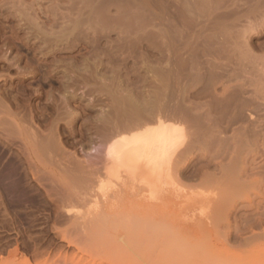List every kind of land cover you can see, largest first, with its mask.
Returning a JSON list of instances; mask_svg holds the SVG:
<instances>
[{
    "label": "rangeland",
    "instance_id": "374dc122",
    "mask_svg": "<svg viewBox=\"0 0 264 264\" xmlns=\"http://www.w3.org/2000/svg\"><path fill=\"white\" fill-rule=\"evenodd\" d=\"M34 1L0 0V264H264V0ZM153 110L184 126L179 183L109 249L70 212L105 136ZM208 194L231 197L213 220Z\"/></svg>",
    "mask_w": 264,
    "mask_h": 264
},
{
    "label": "bare ground",
    "instance_id": "6f19581e",
    "mask_svg": "<svg viewBox=\"0 0 264 264\" xmlns=\"http://www.w3.org/2000/svg\"><path fill=\"white\" fill-rule=\"evenodd\" d=\"M5 1V0H4ZM20 4L24 5V0H18ZM34 1V0H33ZM251 1V0H250ZM27 2V1H26ZM29 2V1H28ZM35 2V1H34ZM169 2V1H168ZM8 3V2H6ZM218 3V2H217ZM32 4V3H30ZM34 4V3H33ZM151 4V3H150ZM21 5V6H22ZM8 6V5H7ZM28 6V5H27ZM33 6V5H32ZM262 6V5H261ZM169 7V6H168ZM16 8V7H15ZM244 8V7H243ZM264 8V7H263ZM14 9V8H13ZM27 11V10H26ZM248 11V10H247ZM249 12V11H248ZM263 12V11H262ZM216 13V12H215ZM222 13V12H221ZM253 13V12H252ZM261 13V12H260ZM27 14V13H26ZM30 16V15H29ZM264 16V15H263ZM68 17V16H67ZM89 17V16H88ZM72 18V17H71ZM92 18V17H91ZM218 18V17H217ZM220 18V17H219ZM39 19V18H38ZM194 19V18H193ZM199 19V18H198ZM202 19V18H201ZM232 19V18H231ZM167 20V19H166ZM228 20V19H227ZM233 21V20H232ZM235 21V20H234ZM217 22V21H216ZM53 23V22H52ZM173 23V22H172ZM215 23V22H214ZM68 24V23H67ZM183 24V23H182ZM231 24V23H230ZM212 25V24H211ZM226 25V24H225ZM66 26V25H65ZM68 26V25H67ZM205 26V25H204ZM215 26V25H214ZM202 27V25H201ZM45 28V27H44ZM66 28V27H65ZM183 28V27H182ZM187 28V27H186ZM255 28V27H254ZM32 29V28H31ZM48 29V28H46ZM45 29V30H46ZM94 30V29H93ZM217 30V29H216ZM219 30V29H218ZM217 30V31H218ZM239 31V29H237ZM236 30V31H237ZM241 30V29H240ZM199 31V30H198ZM209 31V30H208ZM221 31V30H220ZM229 31V30H228ZM72 32V31H70ZM245 33V32H244ZM202 34V33H201ZM206 34V33H205ZM213 34V33H212ZM65 35V34H64ZM245 35V34H244ZM219 36V35H218ZM240 36V35H239ZM242 36V35H241ZM249 36V35H248ZM166 37V36H165ZM45 39V38H44ZM242 39V38H241ZM54 40V39H53ZM200 40V39H199ZM212 40V39H211ZM218 41V40H217ZM225 41V40H224ZM248 41V40H247ZM48 42V41H47ZM205 42V41H204ZM217 43V42H216ZM50 44V43H49ZM237 44V43H236ZM239 44V43H238ZM231 45V44H230ZM207 46V45H206ZM219 46V45H218ZM187 48V47H186ZM224 48V47H223ZM233 48V47H232ZM239 48V47H238ZM241 48V47H240ZM250 48V47H249ZM216 50V49H215ZM240 50V49H239ZM184 51V50H183ZM196 51V50H195ZM211 51V50H210ZM228 51V50H227ZM241 51V50H240ZM219 52V51H218ZM242 52V51H241ZM214 53V52H213ZM252 53V51H251ZM254 53V52H253ZM193 55V54H192ZM197 57V56H196ZM205 58V57H204ZM257 58V57H256ZM230 60V59H229ZM182 61V60H181ZM188 62V61H187ZM189 63V62H188ZM262 64V63H261ZM172 65V64H171ZM221 65V64H219ZM239 65V64H238ZM241 65V64H240ZM254 65V64H253ZM173 67V66H172ZM261 67V66H260ZM264 67V66H263ZM222 68V67H221ZM236 68V67H235ZM238 68V67H237ZM167 69V68H166ZM247 69V68H246ZM204 70V69H203ZM219 70V69H218ZM217 70V71H218ZM188 71V70H187ZM216 71V72H217ZM184 72V71H183ZM209 72V71H208ZM219 73V72H218ZM264 73V72H263ZM177 74V72H176ZM186 74V73H185ZM255 74V73H254ZM210 75V73H209ZM251 75V74H250ZM186 76V75H185ZM233 76V75H232ZM229 76V77H232ZM237 77V76H236ZM239 77V76H238ZM237 77V78H238ZM242 77V76H241ZM245 77V76H244ZM248 77V75H247ZM234 78V77H233ZM264 78V77H263ZM195 79V78H194ZM198 79V78H196ZM227 79V78H226ZM231 79V78H230ZM239 79V78H238ZM229 80V79H228ZM252 81V79H250ZM170 81V80H169ZM199 81V80H198ZM241 81V80H240ZM255 81V80H254ZM179 82V80H178ZM181 82V81H180ZM179 82V83H180ZM188 82V81H187ZM186 82V83H187ZM193 82V81H192ZM203 82V81H202ZM244 82V81H242ZM189 83V82H188ZM220 83V82H219ZM259 83V82H257ZM175 84V83H173ZM184 84V83H183ZM211 84V83H210ZM237 84V83H236ZM253 85V83H251ZM250 84V85H251ZM255 84V83H254ZM178 85V84H177ZM214 85V83L212 84ZM121 86V85H120ZM182 87V86H181ZM247 87V86H246ZM239 88V87H238ZM200 89V88H199ZM236 89V88H235ZM165 91V89H164ZM172 91V90H171ZM170 91V92H171ZM120 92V91H119ZM116 93V92H115ZM134 93V92H133ZM168 93V92H167ZM113 94V93H112ZM117 94V93H116ZM115 94V95H116ZM121 94H119L120 96ZM131 95V94H130ZM222 95V94H221ZM264 95V94H263ZM117 96V95H116ZM127 96V94H126ZM125 96V97H126ZM172 96V95H171ZM124 97V98H125ZM128 97V96H127ZM163 97V96H162ZM191 97V96H190ZM246 97V96H245ZM120 98V97H118ZM122 98V97H121ZM138 98V97H137ZM128 99V98H127ZM134 99V98H133ZM133 99H130L133 100ZM146 99V98H145ZM187 99V98H186ZM192 99V98H191ZM124 100V99H122ZM121 100V101H122ZM126 100V98H125ZM129 100V99H128ZM127 100V101H128ZM137 100V99H136ZM135 100V101H136ZM139 100V99H138ZM142 100V99H141ZM139 100V101H141ZM229 100V99H228ZM138 101V102H139ZM144 101V100H143ZM251 101V100H250ZM259 101V100H258ZM262 101V100H261ZM166 102V101H165ZM128 103V102H127ZM238 103V102H237ZM142 104V103H141ZM170 104V103H169ZM118 105V104H117ZM145 105V104H144ZM195 105V104H194ZM137 106H132L133 109H137ZM140 107V106H139ZM142 107V106H141ZM140 107V108H141ZM176 107V106H175ZM263 107V106H262ZM125 108V107H124ZM139 108V109H140ZM144 108V107H142ZM141 108V109H142ZM180 107H178L179 109ZM117 109V108H116ZM140 109V110H141ZM153 109V108H152ZM155 109V108H154ZM162 109V108H161ZM188 109V108H187ZM119 110V109H118ZM129 110V109H128ZM157 110V109H156ZM152 111L151 117H142L140 115V111L135 113V115L131 117L130 115L125 116V120L127 118V123L124 120L123 124H117L116 128H113L108 135L105 136V145L103 152V160H102V169H96L92 173L90 194L81 192L79 195L87 194V198L84 199L85 204L88 205V208L85 210L84 201L81 196L78 197L81 200L79 203L75 198V202L72 199L70 202L74 203L72 206H76L78 204L79 209H84L83 211L70 212L71 216L77 219H81L82 223L88 224V228L93 232V239L100 238L105 236L106 239L113 240L112 244L109 245V249L116 243L115 240L121 239L123 240L125 237L136 235L142 237L147 229L157 224L153 221H158L160 216L164 214L165 204L162 206L161 202L164 199V191L167 186L175 185L176 181L179 183L178 179L175 178L173 172L174 167V155H177V151L184 145V137H185V129L179 124L174 123H164L162 122L157 114V111ZM167 110V109H166ZM228 110V109H227ZM242 110V109H241ZM252 110V109H251ZM121 111V110H120ZM130 111V110H129ZM132 111V109H131ZM130 111V112H131ZM149 111V109H148ZM126 112V111H125ZM124 112V113H125ZM163 112V111H162ZM199 112V111H198ZM147 113V112H146ZM150 113V112H149ZM180 113V112H179ZM178 113V114H179ZM133 114V112H132ZM142 114V113H141ZM148 114V113H147ZM194 114V113H193ZM118 115V114H116ZM150 115V114H148ZM169 116V114L167 113ZM120 116V115H119ZM165 116V115H164ZM180 116V114H179ZM130 118V119H129ZM108 120V119H107ZM112 120V119H111ZM114 120V118H113ZM121 120V119H120ZM117 122V121H116ZM225 122V121H224ZM106 123V121H105ZM115 123V120H114ZM108 124V123H106ZM260 125V124H259ZM105 127V126H104ZM186 127V126H185ZM245 129V128H244ZM187 130V129H186ZM219 130V129H218ZM109 131V130H108ZM235 131V130H234ZM233 132V131H232ZM189 133V132H188ZM187 134V131H186ZM234 134V133H233ZM235 137V136H234ZM254 138V137H253ZM257 138V137H256ZM103 141V140H102ZM230 143V142H229ZM249 143V142H248ZM250 144V143H249ZM52 147V145H51ZM180 147V148H179ZM179 148V149H178ZM181 150V149H180ZM179 150V151H180ZM184 154V153H182ZM186 154V153H185ZM183 156V155H182ZM177 157V156H176ZM175 160H178L175 158ZM184 160V159H183ZM253 164V163H252ZM176 165V164H175ZM73 169V168H72ZM176 169V168H175ZM222 169V167H221ZM233 169V168H232ZM254 169V168H253ZM74 170V169H73ZM226 170V169H225ZM224 170V171H225ZM177 171V170H174ZM238 171V170H237ZM253 171V170H252ZM76 172V171H75ZM228 172V171H227ZM239 172V171H238ZM255 172V171H254ZM239 174V173H238ZM255 174V173H254ZM217 176V175H216ZM223 176V175H222ZM241 176V175H240ZM244 176V175H243ZM214 178V177H213ZM237 179V178H236ZM90 180V181H91ZM245 180V179H244ZM88 181V182H90ZM207 181V180H206ZM237 183V182H236ZM243 183V182H242ZM193 185V184H192ZM240 186V185H239ZM236 185V190H237ZM89 188V186L87 187ZM195 188V187H194ZM204 188V187H203ZM170 189V187H169ZM88 191V189H87ZM86 192V191H85ZM193 193V192H192ZM223 193V192H222ZM226 194V192H224ZM229 194V192H228ZM83 195V196H84ZM89 196V197H88ZM189 197V195H187ZM204 196V195H203ZM201 195L199 203L204 201V205H199L201 214H204L208 218H215L213 213L217 210L216 207L219 202L223 201L224 206L226 201L232 204L229 199L223 200L221 196H216L215 194H208L203 197ZM186 197V198H188ZM246 197V196H245ZM190 199V198H189ZM188 201H192L189 200ZM241 199V198H240ZM171 200V199H170ZM187 200V199H186ZM183 201L186 202L187 201ZM198 199H196L197 202ZM207 200V201H206ZM193 201L194 198H193ZM83 202V203H82ZM189 202V203H190ZM92 203V205H89ZM177 203V202H176ZM181 203V202H180ZM193 202H191L192 205ZM195 203V202H194ZM65 204V203H64ZM63 206L66 209V205ZM82 204V205H81ZM221 204V205H222ZM234 207L233 205L230 206ZM190 205V204H189ZM220 205V207H221ZM68 206L70 207L71 205ZM67 206V207H68ZM185 206V205H184ZM188 206V204H187ZM228 206V205H227ZM224 208V207H223ZM73 209V208H72ZM225 209V212L230 210ZM173 210V209H172ZM220 211V209H218ZM217 210V211H218ZM223 210V209H221ZM70 211V210H69ZM168 211H165L167 213ZM68 213V212H67ZM219 213V212H218ZM69 214V213H68ZM69 214V215H70ZM217 214V213H216ZM230 214V213H229ZM68 215V216H69ZM213 215V217H212ZM227 215V213H226ZM67 216V217H68ZM163 216V215H162ZM161 216V218H162ZM224 216V215H223ZM222 216V217H223ZM229 216V215H228ZM227 216V217H228ZM70 217V216H69ZM71 217V219L73 218ZM219 218L215 219L218 220ZM152 223H149L151 222ZM161 221V220H160ZM150 224V227L148 225ZM85 224V225H86ZM84 225V224H83ZM84 225V226H85ZM148 225V228H147ZM159 225V224H157ZM161 225V224H160ZM87 226V225H86ZM177 226V224L175 225ZM160 227V226H159ZM87 227H84L86 229ZM179 228V227H178ZM85 231H88L87 229ZM90 234V233H89ZM147 234V233H146ZM145 234V236H146ZM88 235V234H87ZM97 236V237H96ZM100 236V237H98ZM89 237V236H88ZM104 237V239H105ZM111 237V238H110ZM129 238V237H128ZM97 240V239H96ZM95 240V241H96ZM103 240V239H102ZM110 240V241H111ZM93 241V240H91ZM108 241H105L106 243ZM124 241V240H123ZM127 241V239H126ZM120 242V241H119ZM125 242V241H124ZM130 242V241H129ZM111 243V242H109ZM99 244V243H98ZM105 244V243H104ZM103 244V245H104ZM120 243H118L119 246ZM130 244V243H128ZM107 245V244H105ZM114 245L113 247L116 250H120L122 252V248L120 249L118 246ZM121 245V244H120ZM96 246V245H95ZM97 247V246H96ZM118 247V248H117ZM121 247V246H120ZM92 248V247H91ZM94 248V247H93ZM106 250L107 247H105ZM80 249V248H79ZM95 249V248H94ZM114 249V252L116 251ZM125 248H123L124 250ZM82 250V247H81ZM90 250V249H89ZM118 250V251H119ZM134 250V249H133ZM113 251V250H111ZM118 251L115 253L119 254ZM129 251V250H127ZM126 251V253H127ZM135 251V250H134ZM120 252V253H121ZM91 253V252H89ZM95 255V254H94ZM122 255V254H120ZM141 255V254H139ZM131 256V255H130ZM129 256V258H130ZM111 257V256H110ZM115 257V256H114ZM121 257V256H120ZM109 258V257H108ZM112 258V257H111ZM142 259H145L142 254ZM220 261V262H219ZM219 263L221 264V258H219ZM69 264V263H68ZM142 264V263H140Z\"/></svg>",
    "mask_w": 264,
    "mask_h": 264
}]
</instances>
